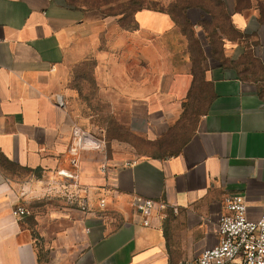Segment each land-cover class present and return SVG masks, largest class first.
<instances>
[{
    "label": "crops",
    "instance_id": "1",
    "mask_svg": "<svg viewBox=\"0 0 264 264\" xmlns=\"http://www.w3.org/2000/svg\"><path fill=\"white\" fill-rule=\"evenodd\" d=\"M217 1L233 34L221 27L211 32L219 14L189 6L184 18L198 39L191 51L166 11L139 9L132 26H125L122 17L69 0H0V264H40L22 192L39 193L67 171L91 192L89 212H73L77 220L68 225L74 229L65 238L69 264L192 260L218 244L229 194H242L247 218L260 219L264 81L245 78L238 61L251 51L243 41L253 39L252 60L264 67V22L259 0H248L244 8L240 0ZM87 65L100 98L116 114L125 109L144 115L148 100L168 96L205 100L179 151L110 163L106 173L100 171L104 141L101 149L73 153L68 84L72 69ZM134 195L170 207L143 226L132 207ZM98 198L105 199V208ZM18 205L29 215L15 218Z\"/></svg>",
    "mask_w": 264,
    "mask_h": 264
},
{
    "label": "rangeland",
    "instance_id": "2",
    "mask_svg": "<svg viewBox=\"0 0 264 264\" xmlns=\"http://www.w3.org/2000/svg\"><path fill=\"white\" fill-rule=\"evenodd\" d=\"M240 7L249 6L248 0H240ZM70 3L87 8L101 10L107 16L122 17L121 24L132 26L134 13L143 8L169 12L176 20L180 31L187 40L190 50L196 47L198 39L195 37L184 11L188 6H204L219 14L214 29L228 31V22L222 12V6L217 0H69ZM260 14L264 17V0H259ZM217 25V26H216ZM210 26V27H213ZM242 43V40L240 38ZM243 46L255 51L254 40H244ZM233 45L232 43H228ZM224 46L219 42L218 46ZM227 45V46H230ZM251 51L245 53L241 64L245 78L264 81V67L256 66ZM70 94L65 106L71 115L73 128L79 127L82 132L91 136L93 142L104 141V164L122 165L135 159L145 157H169L176 154L183 142L196 127L201 113L204 111L205 100L182 99L170 97L166 99L148 100L144 115L131 116L128 110L113 109V104L100 98V92L92 81L90 67H75L71 71L68 84ZM191 86L188 97L191 96ZM183 95V93H181ZM68 172V171H67ZM69 173V172H68ZM56 180H63L65 188L47 186L39 193L31 191L21 198L23 205L29 207L28 217L32 224L36 250L40 264H69L71 257H67L69 246L67 238L72 230L68 227L77 218L73 212L82 211L74 201V193L83 186L79 178L59 174ZM83 188V187H82ZM101 198L97 199L99 204ZM105 208V207H104ZM65 209H71V215H64ZM89 212V209H88Z\"/></svg>",
    "mask_w": 264,
    "mask_h": 264
},
{
    "label": "built area",
    "instance_id": "3",
    "mask_svg": "<svg viewBox=\"0 0 264 264\" xmlns=\"http://www.w3.org/2000/svg\"><path fill=\"white\" fill-rule=\"evenodd\" d=\"M99 145V141L93 142L91 136L82 132L79 127L74 128L71 147L73 153L80 149H101L102 146ZM100 171L106 173L108 166L101 165ZM63 175L71 176L68 172H63ZM66 185L63 180L52 179L49 182V186L54 189L65 188ZM90 197V190L80 187L73 196L78 207L84 212H88ZM99 206H106L105 199L100 200ZM224 206L225 212L218 225V244L204 250L198 257L179 264H264V212L258 221L249 220L246 215L245 197L239 193L227 195L224 198ZM132 207L141 218L142 225L149 226L153 216L166 212L170 205L167 201L134 195ZM172 208L176 213V207ZM12 214L15 218L23 219L29 215V211L18 205Z\"/></svg>",
    "mask_w": 264,
    "mask_h": 264
},
{
    "label": "trees",
    "instance_id": "4",
    "mask_svg": "<svg viewBox=\"0 0 264 264\" xmlns=\"http://www.w3.org/2000/svg\"><path fill=\"white\" fill-rule=\"evenodd\" d=\"M189 7V6H188ZM188 7H186V8H188ZM261 21H263L264 22V17H261Z\"/></svg>",
    "mask_w": 264,
    "mask_h": 264
}]
</instances>
